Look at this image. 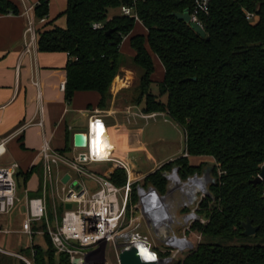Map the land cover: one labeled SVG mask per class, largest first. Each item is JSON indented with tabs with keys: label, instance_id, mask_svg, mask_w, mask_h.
Returning a JSON list of instances; mask_svg holds the SVG:
<instances>
[{
	"label": "trees",
	"instance_id": "trees-1",
	"mask_svg": "<svg viewBox=\"0 0 264 264\" xmlns=\"http://www.w3.org/2000/svg\"><path fill=\"white\" fill-rule=\"evenodd\" d=\"M49 4V0L39 1L38 21L48 17ZM124 4V0H68L63 14L66 28L38 29L40 52L66 53L70 58L65 84L68 104L77 92H97L101 96L98 107L109 108L112 85L127 63L121 45L136 26L135 18L110 16L111 10ZM192 6V0L138 3L137 15L148 32L130 39L135 52L131 66L139 74L138 94L132 103L142 105L146 115L163 113L181 126L185 153L190 157L215 160L212 177L216 182L198 212L207 223L193 225L203 240L172 264H264V181L252 184L264 166V0H210L209 15L201 16L206 38L175 17L191 12ZM0 13L19 11L0 0ZM94 23L104 28L94 30ZM153 55L165 69L163 81L156 83L159 94L152 91ZM175 168L182 181L204 170L203 165L191 166L188 157H181L138 184L165 195L168 180L164 174ZM37 170L19 171V190L26 189ZM112 181L124 186L127 175L117 171ZM248 221L258 228L249 237L244 235ZM46 240V251L40 247L25 251L33 264H73L68 255H56L48 235Z\"/></svg>",
	"mask_w": 264,
	"mask_h": 264
},
{
	"label": "built area",
	"instance_id": "built-area-1",
	"mask_svg": "<svg viewBox=\"0 0 264 264\" xmlns=\"http://www.w3.org/2000/svg\"><path fill=\"white\" fill-rule=\"evenodd\" d=\"M145 1L148 0H129L128 4L120 8V15L135 18L136 22L140 21L136 8L138 3ZM192 1V11H188L191 23L204 28L201 16L209 15L210 0ZM38 4L28 6L24 13L28 19L25 31V46L28 53L39 46L38 24H45L47 19V17L39 21L36 19L35 8ZM103 28L101 23L93 24L94 30ZM158 115L142 117L152 119ZM39 125L43 126V123L40 122ZM94 125H97V128L102 125L101 134L97 135L93 130ZM85 134L87 146L77 148L80 152L72 157L66 152L53 149L49 142H44L41 150L42 196L27 199V218L23 224V232L26 235L31 239L36 235H48L57 250L56 253L68 255L72 262L81 260L97 263L105 259V264L106 249L110 243L116 247L119 264L120 252L133 247L144 262H148L146 256L154 257L151 262L167 258L176 261L182 254L190 251V244L196 246L189 234L200 243L202 236L193 230V225L196 222L203 225L207 223L206 219L198 215L199 201L207 197L205 193L193 183L186 184V181L173 176L166 196L160 195L157 190V192L149 190L146 195L139 197L137 190L138 200L135 203L134 190L141 179L132 177L134 167L131 161L116 155L113 144L111 150L108 147L104 149L105 143L103 146L100 144L102 137H109L108 127L101 113L91 117L88 132ZM94 141H98L101 151L98 148L96 152L93 151ZM7 142L3 141L0 144V158L6 154ZM107 152L108 157L105 156ZM97 163L108 164L110 167L102 174L94 173L89 167ZM19 171L20 165L17 163L0 167V220L10 214L20 202L17 182ZM117 171H124L127 174L124 186H117L112 181V176ZM65 176L70 177L66 183L63 181ZM174 178L178 183H175ZM68 204L71 205L70 209L67 208ZM59 206L64 210L62 219L59 215ZM184 209L191 211L179 216ZM144 220L160 243L167 247L166 250L143 233ZM34 225H44L45 229L34 230ZM178 226L183 229L181 236L174 232V227ZM0 233L9 234L10 231L0 228ZM176 245L185 246V250L174 247Z\"/></svg>",
	"mask_w": 264,
	"mask_h": 264
},
{
	"label": "crops",
	"instance_id": "crops-1",
	"mask_svg": "<svg viewBox=\"0 0 264 264\" xmlns=\"http://www.w3.org/2000/svg\"><path fill=\"white\" fill-rule=\"evenodd\" d=\"M5 1L16 6L19 13H0V144L8 141L5 146L6 154L0 160L10 155L11 160L14 161L11 164L7 161L0 163V167L17 163L20 165V171L27 172L34 167L38 170L27 183L24 194H21V196L25 195V210L21 213L15 207L10 214L0 220V228L10 231L9 234L0 233V264H33L32 258L27 256L25 251L34 247L46 251L48 249L46 235H36L31 239L23 232V224L27 218V199L31 198L30 195L42 196L41 150L45 141L49 142L53 149L67 151L66 153L71 157L76 156L79 151L74 145L75 135L87 133L91 117L101 113L108 127L109 138L115 146V154L131 161L134 167L132 177L141 179L138 183H142L148 175L171 162L173 158L167 163L166 160L157 162L142 140L141 125L147 122V119L139 116V113L144 114L143 106L141 110L136 106L138 111H133L134 107L128 105V99L120 98V95L133 84L134 69L122 67L112 85V101L106 110L98 107L101 96L97 92H77L71 104H68L65 99L67 66L70 60L68 55L43 53L39 51L38 45L30 53L26 52L25 31L28 19L24 13L28 6L36 5L40 0ZM49 2L50 9L46 23L38 24V28L43 30H52L55 27L66 28L67 18L63 14L67 9L68 0L66 4H61L58 0H49ZM136 25L137 29L135 28L121 45V53H125L131 59L135 56L130 46L131 36L147 35L148 32L141 21L136 22ZM153 58L156 70L153 80L161 82L164 79L165 69L155 55ZM154 114L163 116V113ZM40 122L43 126L39 125ZM143 154H146L148 161L154 164L147 175L139 171L136 166L140 158L132 157ZM187 157L190 165L195 167L203 164L213 167L215 162L211 157L189 155ZM168 190L167 186V193ZM180 213L182 214V211ZM13 214H17L18 218L11 219ZM174 232L181 236L183 229L181 226L174 227ZM154 237L158 240L155 235ZM158 243L161 244L160 241Z\"/></svg>",
	"mask_w": 264,
	"mask_h": 264
},
{
	"label": "rangeland",
	"instance_id": "rangeland-1",
	"mask_svg": "<svg viewBox=\"0 0 264 264\" xmlns=\"http://www.w3.org/2000/svg\"><path fill=\"white\" fill-rule=\"evenodd\" d=\"M58 1H60L61 4H66L67 2V0H58ZM120 14H121L120 9H114L110 11L111 17L115 15H120ZM135 28L137 29V25L135 26ZM123 57L125 61L127 60L126 67L134 69L133 66H131V58L126 56L125 53H123ZM129 76H132V74ZM133 77H134L133 84L128 90H126L120 95V98L121 99L123 97L128 98L129 100L128 105L134 107L133 111H138L134 103H132L138 94L137 86H138V81H139V74L137 73L136 70L133 72ZM154 81H155V84L152 86V91L154 94H159V89H158V86L156 85V83H158L159 80L158 81L154 80ZM163 101H166V98H164ZM141 107L142 105L139 107L140 110H141ZM139 114H140L139 115L140 117L144 115L142 113H139ZM144 116H148V115L145 114ZM143 119H147V118H143ZM141 126L143 128L142 140L147 144L148 149L153 154V156L156 158L157 162H162L166 160L165 163H167L169 162L171 158H173V160L171 161L173 162L181 157H185V153H184L186 151L185 132L181 126L177 125L166 114H163V116L161 117L156 116V118L149 119V121L147 119V122H144V124H142ZM136 156L140 158V160L136 164L138 170L147 175L148 171H150V169L154 167V164L148 161L146 154L132 155V157H136ZM11 159H12V156L8 155L3 160H0V163L7 161V163L11 164V162H14ZM206 165L207 164H203L204 169L207 167ZM108 166H109L108 164L97 163V164H92L89 168L94 173L102 174L108 169ZM21 194H24V187H22L21 190H19V198L21 199V202L17 203L16 205V209L22 213L23 210H25V207H24L25 195L21 196ZM39 196L41 195L39 194L33 195V196L30 195L31 198L39 197ZM199 196L201 198V193H199ZM201 202L199 201V204H201ZM135 203H137V200L135 201ZM190 211L191 210L188 209V212H182V214L179 213L178 215L183 216L189 213ZM63 213H64L63 207L59 206L60 219H62ZM16 218H18L17 214L11 215V219H16ZM142 231L143 233L151 237L153 240H155L154 234L152 230L150 229V227L148 226L147 221L145 220L142 222ZM189 237L194 241L196 245L198 244L193 235L189 234ZM202 240L203 238H201L200 242H202ZM155 242L159 244L158 243L159 240H155ZM160 247H162L163 250L167 249V247L163 244H160ZM187 253L188 252L182 254L181 257H185ZM106 256H107V264H119L118 257H117V251H116V247L114 246V244L112 243L108 244L107 249H106Z\"/></svg>",
	"mask_w": 264,
	"mask_h": 264
},
{
	"label": "water",
	"instance_id": "water-1",
	"mask_svg": "<svg viewBox=\"0 0 264 264\" xmlns=\"http://www.w3.org/2000/svg\"><path fill=\"white\" fill-rule=\"evenodd\" d=\"M124 1L126 4L129 3V0H124ZM175 17L183 22L188 23L200 37L202 38L207 37V33L204 28H202L196 23H191V17L188 11H185L184 13H176ZM111 32L112 31H109L107 34H111ZM74 145L76 148H85L87 146V135L85 133L76 134L74 138ZM212 170H213V167L205 168L201 176H199L198 174L194 175L192 178H189L186 181V184L193 183L199 188V190L202 193H205L207 196H209L210 195L209 186L216 182V180L212 177ZM178 171H179V168H175L173 172L164 174V176L168 180V189L171 186V181H172L173 176H175L177 179L180 180ZM69 179L70 177L66 176L64 178V183L68 182ZM263 181H264V166L262 167V170L259 176L254 181H252V184L257 186V185H260ZM137 190H138L139 197L146 195L149 190L156 191V189H154L153 187H149L146 189L142 187L141 185H137ZM67 208L70 209L71 205L68 204ZM244 228H245L244 235L248 237L255 235L258 231V228L253 227L251 221H248L247 223H245ZM174 247H179L182 251L185 250V246L176 245ZM189 248L190 250H192L194 249V246L190 244ZM119 258H120L121 264H172L173 263L172 258L159 259L154 262H144L138 256V253L135 247L129 250H122L119 254ZM72 263L73 264H89L88 262L81 261V260H76V261H73ZM104 263H105V259L100 264H104Z\"/></svg>",
	"mask_w": 264,
	"mask_h": 264
},
{
	"label": "bare ground",
	"instance_id": "bare-ground-1",
	"mask_svg": "<svg viewBox=\"0 0 264 264\" xmlns=\"http://www.w3.org/2000/svg\"><path fill=\"white\" fill-rule=\"evenodd\" d=\"M105 143V144H104ZM100 144L103 146V144H104V149H105V147H108V149H113V147H112V142H111V140H110V138L109 137H107V138H105V136L104 137H102L101 138V141H100ZM99 149V151H101V146L99 145L98 146V143H96V144H93V151H95L96 152V149ZM101 154L103 155V153L101 152ZM108 152L105 154V156L106 157H108ZM174 180H175V183H178V180L177 179H175L174 178ZM197 189V188H196ZM194 197V196H193ZM193 199V198H192ZM148 256H146V258H147ZM147 260H148V262H151V259H148L147 258Z\"/></svg>",
	"mask_w": 264,
	"mask_h": 264
},
{
	"label": "snow or ice",
	"instance_id": "snow-or-ice-1",
	"mask_svg": "<svg viewBox=\"0 0 264 264\" xmlns=\"http://www.w3.org/2000/svg\"><path fill=\"white\" fill-rule=\"evenodd\" d=\"M93 130H94L95 132H97V135H99V134L102 133V131H103V127H102V125H99L98 128H97V125H94V126H93ZM96 143H98V141H94V144H96ZM147 258H148V259H154L153 256H148Z\"/></svg>",
	"mask_w": 264,
	"mask_h": 264
}]
</instances>
